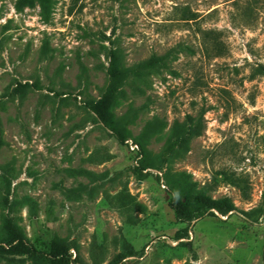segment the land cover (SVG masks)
<instances>
[{"label": "rangeland", "instance_id": "374dc122", "mask_svg": "<svg viewBox=\"0 0 264 264\" xmlns=\"http://www.w3.org/2000/svg\"><path fill=\"white\" fill-rule=\"evenodd\" d=\"M16 3L0 0V242L11 218L38 254L0 264H264V0H52L48 20ZM110 46L127 66L165 57L112 107L133 143L159 128L162 169L137 172L142 155L85 105ZM188 122L199 134L165 154ZM168 172L235 211L178 221ZM57 241L71 249L54 262Z\"/></svg>", "mask_w": 264, "mask_h": 264}, {"label": "trees", "instance_id": "16d2710c", "mask_svg": "<svg viewBox=\"0 0 264 264\" xmlns=\"http://www.w3.org/2000/svg\"><path fill=\"white\" fill-rule=\"evenodd\" d=\"M36 4L40 6L44 18L48 20L52 10V0H17L16 8L21 11L27 7H34ZM106 58L109 62L107 68L108 84L99 100H87L85 105L88 110L96 115L97 121L108 129L120 144L124 145L132 137L128 128L131 120L127 116L117 117L112 112V107L116 100L124 94V87H130L132 90L138 91L137 83L144 81L152 71L163 65L165 57H153L147 61L127 66L122 50L118 47L110 46L107 48ZM259 70L261 74H264V64L259 66ZM17 92L20 93L19 88L15 89V93ZM158 129L154 128L153 124H148L140 136L135 139L139 147V154L142 155V160L136 166V171L141 174L149 168L162 169L161 166L152 161V156L147 150L149 139ZM198 134L197 126L192 125L190 122L184 125L176 124L172 139L164 153L170 155L177 149L183 148L191 138ZM166 160L167 157L163 158V162ZM165 177L173 193L170 206L174 210L176 219L180 222L190 225L212 210H217L223 215L235 211V207L226 201H214L206 196L194 194L192 187L188 184L183 174L168 172L165 173ZM242 213L247 214L246 212ZM6 227L10 240L5 245L0 242V257L12 254L35 258L38 254L37 249L27 240L19 227L14 224L13 219H7ZM70 249L71 246L65 242H54L50 252L51 260L54 262L65 260ZM133 256L135 255H122L112 260L109 264H123L128 257ZM78 264L83 263L80 262Z\"/></svg>", "mask_w": 264, "mask_h": 264}, {"label": "built area", "instance_id": "2783aa9c", "mask_svg": "<svg viewBox=\"0 0 264 264\" xmlns=\"http://www.w3.org/2000/svg\"><path fill=\"white\" fill-rule=\"evenodd\" d=\"M128 143H129V146H130V151L131 152H134L135 154H136V159H139V147H138V145L136 144V143H133V141H131V140H129L128 141Z\"/></svg>", "mask_w": 264, "mask_h": 264}]
</instances>
